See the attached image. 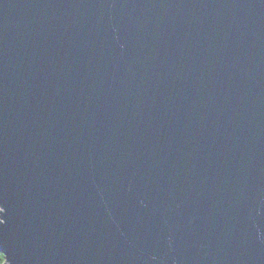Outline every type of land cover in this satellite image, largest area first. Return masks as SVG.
Wrapping results in <instances>:
<instances>
[{"label":"water","instance_id":"water-1","mask_svg":"<svg viewBox=\"0 0 264 264\" xmlns=\"http://www.w3.org/2000/svg\"><path fill=\"white\" fill-rule=\"evenodd\" d=\"M3 264H264V0H0Z\"/></svg>","mask_w":264,"mask_h":264},{"label":"trees","instance_id":"trees-1","mask_svg":"<svg viewBox=\"0 0 264 264\" xmlns=\"http://www.w3.org/2000/svg\"><path fill=\"white\" fill-rule=\"evenodd\" d=\"M4 262V256L3 254L0 252V264H3Z\"/></svg>","mask_w":264,"mask_h":264}]
</instances>
